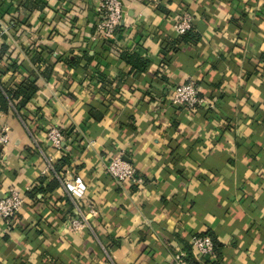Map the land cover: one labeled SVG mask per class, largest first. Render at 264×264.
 I'll use <instances>...</instances> for the list:
<instances>
[{"label": "crops", "instance_id": "0c3cea01", "mask_svg": "<svg viewBox=\"0 0 264 264\" xmlns=\"http://www.w3.org/2000/svg\"><path fill=\"white\" fill-rule=\"evenodd\" d=\"M123 3L126 21L105 41L96 0H0V90L37 88L0 111V194L25 199L0 219V264H175L178 251L199 260L194 235L213 238L217 264H264V0ZM183 12L194 18L184 45L173 27ZM189 79L215 110L172 105ZM54 126L62 150L47 141ZM119 154L143 184L109 174ZM66 173L99 210L79 234L66 224Z\"/></svg>", "mask_w": 264, "mask_h": 264}, {"label": "built area", "instance_id": "2783aa9c", "mask_svg": "<svg viewBox=\"0 0 264 264\" xmlns=\"http://www.w3.org/2000/svg\"><path fill=\"white\" fill-rule=\"evenodd\" d=\"M123 0H96V36L98 39L109 41L115 38L119 30L126 21V13ZM193 16L189 12H183L177 15L173 20V27L177 35H186L192 29ZM172 105L189 110L203 109L213 111L216 109V102L204 97L201 92L200 84L195 79H189L187 82L174 87L170 94ZM47 141L57 149L62 150L65 142V136L58 127H52L47 133ZM10 144L9 129L3 124L0 127V150ZM0 158V164H1ZM51 167V166H50ZM49 168L42 173L46 175ZM109 174L120 184L131 180L138 184H143L142 178L138 177L137 170L131 164L124 160L121 154L112 158L108 166ZM66 196L73 201L75 205V215L67 220V228L72 234H79L86 228H90L91 220L99 216V210L86 205L88 187L84 178L79 174L66 173L59 176ZM24 197L14 188L6 194H0V219L9 222L23 208ZM194 252L198 259L208 258L217 259V246L210 236L194 235L190 240ZM186 254L178 251L174 255L175 264H195L186 259Z\"/></svg>", "mask_w": 264, "mask_h": 264}, {"label": "trees", "instance_id": "16d2710c", "mask_svg": "<svg viewBox=\"0 0 264 264\" xmlns=\"http://www.w3.org/2000/svg\"><path fill=\"white\" fill-rule=\"evenodd\" d=\"M190 34L191 33L188 32L186 35L179 36V37H181L180 41L182 42L183 45L185 43H190V42L194 41V37ZM7 50L8 49L6 47H4L2 53L4 54ZM126 61L134 69L139 70V72L142 70V67L146 65L145 61H140L139 58L135 55H130ZM36 91H37V88L28 82L24 83L19 90L15 91V92H12V91L9 92L7 94L9 96V98H6L3 95L2 91L0 90V111L6 112L8 110L9 100L14 101L15 97H19L20 95H22V97H23V100L21 101V104H20V106L23 108L24 106H26V103H28L29 100L36 94ZM20 106H19V108H21ZM188 254H186V256H187L186 259L189 262H193L195 264H217L216 262L219 260V256H220L218 247H217V259L216 260H211L208 258H204L202 260H195V259H193L192 256H190V251H188Z\"/></svg>", "mask_w": 264, "mask_h": 264}]
</instances>
